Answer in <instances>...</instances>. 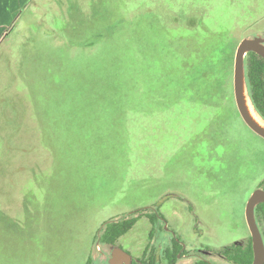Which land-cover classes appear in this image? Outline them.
<instances>
[{"label":"rangeland","instance_id":"obj_1","mask_svg":"<svg viewBox=\"0 0 264 264\" xmlns=\"http://www.w3.org/2000/svg\"><path fill=\"white\" fill-rule=\"evenodd\" d=\"M191 7L202 11L200 33L164 26ZM263 29L264 0L20 8L0 39V264H84L90 255L100 264L110 251L91 245L93 234L145 207L184 242L177 264H193L190 253L228 264L221 248L251 236L245 208L264 180V138L238 111L234 59L241 39ZM189 45L202 52L196 69L215 79L194 101L163 92L184 69L177 47ZM146 218L120 241L133 255L147 241Z\"/></svg>","mask_w":264,"mask_h":264},{"label":"trees","instance_id":"obj_2","mask_svg":"<svg viewBox=\"0 0 264 264\" xmlns=\"http://www.w3.org/2000/svg\"><path fill=\"white\" fill-rule=\"evenodd\" d=\"M200 12L202 11H196L193 7L187 8L185 12H181V14H184L187 17L186 19H181V17L178 16V12H175L174 17H171V22H163V24L168 28L172 25L177 27H187L193 32L196 31L200 33V30L204 27V23L201 20L202 14ZM50 16L51 13H44V25ZM160 16L163 20V13ZM263 30L248 35H256ZM68 45L75 46L79 45V43L72 42L68 43ZM92 45H94V43H88V46ZM177 48L180 51L179 53L184 54L186 57V61L183 64L184 69L173 82L168 81L164 85L163 92H173L174 88L175 92L178 93L177 99L187 97L194 101L197 98L196 96H199L200 94V87H202L201 83L206 84L207 89H212V85L215 83V79L212 80L214 73L212 76L210 73L206 76L205 74L200 73V69H196L197 62L202 58V52L197 49L196 46L189 45L187 50L183 46ZM246 67L249 93L257 110L264 117V58L253 51L249 52L246 57ZM181 90H185V92L181 94ZM206 95L207 98L205 100L208 103L215 102L213 95L212 97L208 93H206ZM162 99H160V105L162 108L169 109L172 105L170 104L167 106V101ZM260 186L264 188V180ZM119 205L120 204L117 202L113 203V206ZM135 210H139L138 213L134 212L132 214H122L104 221L105 225L102 231L97 232L95 235L93 234L91 245L92 243L93 246L98 243L103 245H114L120 238L127 235L135 228L141 220L143 214H147L151 222L149 233L150 240L146 246L143 256L134 260L132 264H177L184 251V245L179 236L173 238L172 241L165 248H163L160 257L158 258V246L155 243V239L158 231L156 220L158 219V213H160L159 210H153L146 207L136 208ZM256 218L264 235V202L257 205ZM221 254L230 264H252L254 260L252 237L250 236L244 244L232 243L223 246L221 248ZM84 264H95V259L90 255L87 257ZM193 264H212V262L207 259H198Z\"/></svg>","mask_w":264,"mask_h":264},{"label":"water","instance_id":"obj_3","mask_svg":"<svg viewBox=\"0 0 264 264\" xmlns=\"http://www.w3.org/2000/svg\"><path fill=\"white\" fill-rule=\"evenodd\" d=\"M251 51L261 55L264 58V36L261 34L246 36L239 42L235 53L233 69L234 96L238 111L243 121L255 133L264 138V125L259 123L252 115L247 101L248 96L252 100L247 83L246 67V57ZM262 202H264V188L259 187L252 192L245 208V218L253 241L254 260L252 264H264V238L256 218V207ZM97 245H99V243ZM131 259L132 256L130 253L121 247L116 246L113 249L110 264H122L124 261L127 264H131Z\"/></svg>","mask_w":264,"mask_h":264},{"label":"flooded vegetation","instance_id":"obj_4","mask_svg":"<svg viewBox=\"0 0 264 264\" xmlns=\"http://www.w3.org/2000/svg\"><path fill=\"white\" fill-rule=\"evenodd\" d=\"M149 213H151V212H149ZM145 216L147 217L146 220H148V222H150V218L148 217V215L145 214ZM162 220H164L163 219V215L161 213H158V219L156 220V225H157L158 231H157V236H156V239H155V241H156L155 243L158 246V249H157V253L159 254L158 258L160 257L163 248H165L172 241L173 238L178 237V235H176V233L173 230H171L169 228V226H168V228H166L165 227V224H162ZM150 225H151V222H150ZM149 233H150V231H149ZM123 238H124V236L122 238H120L114 245H103V244H99L100 245V248H98V249L100 251H102L104 253L106 252L107 249H109V251H110V254L108 255V257H106L107 260L101 262L102 264H110V259L112 257L113 249L116 246L121 247L120 241ZM263 238H264V235H263ZM146 240L147 241H145L146 242L145 243V246L143 247L142 252L139 255H133L129 250H125L124 249L125 251H127L128 253H130L131 256H132L131 264L133 263L134 260H137L138 258H141L143 256V254L145 252V249H146V246H147V244H148V242L150 240L149 234H148V237L146 238ZM180 240L182 241L181 238H180ZM182 243L184 245V242L183 241H182ZM183 250H184L183 251V254L180 256V258L181 257H185L186 256V253L188 252L187 249H186V247H185V245H184V249ZM189 255H191V257L195 258V261L198 260V259H207L204 255H201V253H190ZM207 260H209V259H207ZM95 262H98V261L95 259ZM122 264H127V263L124 261ZM212 264H214V263L212 262ZM228 264H230V263H228Z\"/></svg>","mask_w":264,"mask_h":264},{"label":"crops","instance_id":"obj_5","mask_svg":"<svg viewBox=\"0 0 264 264\" xmlns=\"http://www.w3.org/2000/svg\"><path fill=\"white\" fill-rule=\"evenodd\" d=\"M31 1L32 0H0V39L2 38L3 29L12 23L18 10L28 5Z\"/></svg>","mask_w":264,"mask_h":264},{"label":"bare ground","instance_id":"obj_6","mask_svg":"<svg viewBox=\"0 0 264 264\" xmlns=\"http://www.w3.org/2000/svg\"><path fill=\"white\" fill-rule=\"evenodd\" d=\"M247 101H248V107L252 113V115L256 118V120L264 125V118L262 117V115L258 112V110L256 109L255 105L253 104L252 100L250 99V97H247Z\"/></svg>","mask_w":264,"mask_h":264},{"label":"built area","instance_id":"obj_7","mask_svg":"<svg viewBox=\"0 0 264 264\" xmlns=\"http://www.w3.org/2000/svg\"><path fill=\"white\" fill-rule=\"evenodd\" d=\"M98 248H100V245H97Z\"/></svg>","mask_w":264,"mask_h":264}]
</instances>
